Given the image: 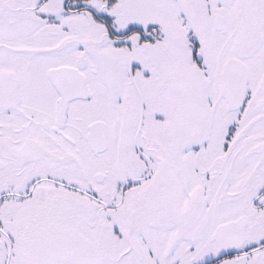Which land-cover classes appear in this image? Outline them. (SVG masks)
I'll return each mask as SVG.
<instances>
[{"label": "snow or ice", "instance_id": "1", "mask_svg": "<svg viewBox=\"0 0 264 264\" xmlns=\"http://www.w3.org/2000/svg\"><path fill=\"white\" fill-rule=\"evenodd\" d=\"M0 264H264V0H0Z\"/></svg>", "mask_w": 264, "mask_h": 264}]
</instances>
